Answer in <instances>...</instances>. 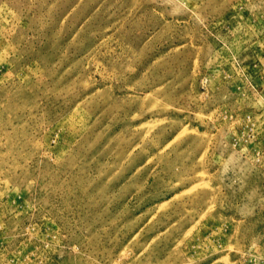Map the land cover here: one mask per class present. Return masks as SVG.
I'll use <instances>...</instances> for the list:
<instances>
[{"label": "rangeland", "instance_id": "obj_1", "mask_svg": "<svg viewBox=\"0 0 264 264\" xmlns=\"http://www.w3.org/2000/svg\"><path fill=\"white\" fill-rule=\"evenodd\" d=\"M0 264H264V0H0Z\"/></svg>", "mask_w": 264, "mask_h": 264}]
</instances>
